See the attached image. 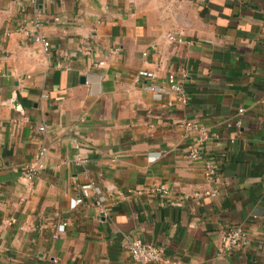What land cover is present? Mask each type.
I'll list each match as a JSON object with an SVG mask.
<instances>
[{
  "label": "crops",
  "instance_id": "0c3cea01",
  "mask_svg": "<svg viewBox=\"0 0 264 264\" xmlns=\"http://www.w3.org/2000/svg\"><path fill=\"white\" fill-rule=\"evenodd\" d=\"M26 4L0 0V264H264V0H40L47 51Z\"/></svg>",
  "mask_w": 264,
  "mask_h": 264
},
{
  "label": "built area",
  "instance_id": "2783aa9c",
  "mask_svg": "<svg viewBox=\"0 0 264 264\" xmlns=\"http://www.w3.org/2000/svg\"><path fill=\"white\" fill-rule=\"evenodd\" d=\"M40 0H26V5L32 9V11L35 13L34 19L30 22V29L28 25L21 26L19 28L20 33H22L25 37H28L32 40L34 44L39 45L43 51H47L49 49V42L45 38V36L41 33V29L43 27V22H41L38 18V12H37V6ZM166 40L171 43H180L181 40L179 37H177L175 34H168L166 35ZM168 81V91L170 93L175 94L180 101H183L185 98L184 89L181 83L175 80V78L172 75H169L167 78ZM150 90H153V87L150 88ZM162 91V90H161ZM160 90L157 92H161ZM244 112L243 109H239L237 111L238 115H242ZM236 127H239L240 122L237 121L234 123ZM190 124L186 123V127H189ZM200 144L197 143L193 145L192 150L188 153V158L194 161H197L200 159ZM44 149H41L40 156H43ZM206 174L210 175L214 173L215 167L213 166V163L206 162L205 164ZM35 174V171L30 168H24L22 171V175L26 178H30ZM157 192H160L164 195H166V191L163 189H155ZM129 193H132V191H128ZM198 196V195H197ZM13 222V220H11ZM246 235L241 227H232L226 230H223L220 233V239H219V253H231L232 251H235L239 248H241L243 245H246ZM128 253L131 257V259L135 262L140 263H149V264H167V260L164 258V255L162 253V250L150 243L143 242L139 239H134L131 242H129L127 246Z\"/></svg>",
  "mask_w": 264,
  "mask_h": 264
}]
</instances>
